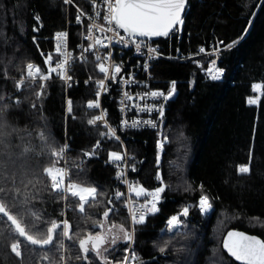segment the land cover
<instances>
[{"label":"trees","instance_id":"trees-1","mask_svg":"<svg viewBox=\"0 0 264 264\" xmlns=\"http://www.w3.org/2000/svg\"><path fill=\"white\" fill-rule=\"evenodd\" d=\"M183 20L180 54L222 41V77L207 80L191 61H159L152 68V86L167 89L175 82L176 87L160 131L121 130L117 94L110 86L103 104L121 144L103 127L87 123L95 84L83 80L100 76L95 59L73 63L71 77L78 81L67 89L72 110L66 115L63 81L15 84V78L26 76L29 63L44 72L43 57L53 48V35L65 28L64 1L0 0V264H121L125 256L124 264H238L222 249L226 231L263 236L264 0H188ZM73 32L71 28L72 38ZM234 41L239 42L227 49ZM253 84L261 85L260 96ZM257 96V103L248 102ZM64 134L73 182L96 188L82 210L79 197L68 198L65 239L63 197L44 171L60 167L53 153ZM164 137L167 141L158 149ZM124 150L141 184L165 188L159 210L136 226L131 243L118 241L101 256L89 243L85 253L79 241L101 234L104 224L120 225L129 233L123 201L116 197L119 171L106 162L109 152ZM91 152L98 158L88 159L85 153ZM244 165L250 167L247 174L238 172ZM200 195L213 205L208 216L197 207ZM184 207L189 215L180 217L183 226L173 233L162 230Z\"/></svg>","mask_w":264,"mask_h":264},{"label":"built area","instance_id":"built-area-1","mask_svg":"<svg viewBox=\"0 0 264 264\" xmlns=\"http://www.w3.org/2000/svg\"><path fill=\"white\" fill-rule=\"evenodd\" d=\"M65 3V0H63ZM111 3L115 4V0H71V3H65L66 7V23L65 28L61 31H57L52 38L53 48L51 51L46 52L44 54L45 57L49 54L53 55V60L50 65H45L44 63V72L42 74L49 75L50 79L48 80H60L65 84L66 96H65V115L67 114L69 104H68V96L67 89L69 88V84L72 82L76 83L78 79L72 78L70 81L61 80L59 78L58 69L56 73H50L49 69L56 67L58 63L61 61H65L67 59V63L64 66L63 72L65 75L71 76V68L75 61L78 60H86L88 58H93L97 62V66L99 63H104L106 69L108 70V74L110 75L113 72L114 65H120L122 67V72L117 74V82L113 83L112 80H105V84L107 85V89L110 86L115 88L117 94V112H118V126L121 130H153L160 131L164 124V110L167 103L175 96L165 101L163 97H159L153 99L150 95H148L152 91H161L165 95L172 89V84L169 85L167 89L156 88L152 86L153 73L152 68L161 60L166 61H191L192 64H195L199 67L200 73L207 80L212 81L208 77L207 68L209 67L211 61L215 59L217 61L216 67L220 68L221 61V52L223 48H221L220 43L218 41H210L208 44L198 45L196 51L192 54L183 56L180 54L177 44L180 42L181 38V28H177L176 31H173L168 37H162L158 39H162V41H158V39L154 38H140V37H128L122 43L120 41V36L127 37V34L118 30L119 35H116L113 31L108 30L109 25L107 21L104 20V16L108 15V5ZM99 13V16L96 14ZM80 16V22H77V16ZM92 28V32H88V28ZM71 28H74L73 38L71 36ZM111 28H115V24L111 25ZM58 32L67 33V37L65 40L61 41L62 48L60 53H56V34ZM107 37V39H105ZM101 39V44L97 45L95 43L96 39ZM89 45H92L89 48ZM104 45H108L107 48ZM127 45V46H125ZM219 46L220 51L216 52L215 49ZM204 47L205 53H199V48ZM154 48L155 52L149 53L148 49ZM173 48H175V52L173 53ZM85 49H88L85 51ZM108 53H112V56L104 60L103 58L108 55ZM199 53V54H197ZM100 56L102 59L100 61L96 60V57ZM145 64L148 65L147 70H145ZM35 65V64H34ZM37 66V65H36ZM38 67V66H37ZM99 69V68H98ZM221 69V68H220ZM34 71V69H33ZM28 72V69H27ZM100 76L95 79H84L85 81L94 82V90L91 100L95 101L96 92L100 89L97 88V81L100 79H104L105 74L100 73ZM120 76L125 77V81H120ZM133 76L135 78L134 82H128L127 77ZM47 80V81H48ZM16 85H21L25 81L35 82L41 81L39 75H37L36 79L27 76L15 78L14 79ZM43 82V81H42ZM101 95L99 98L100 107L95 109H89L93 112L90 119H94L96 116H100L101 119L96 121L92 126L94 127H103L105 134L108 133L110 128H115L109 121L107 116V111L103 104V99L106 91L100 90ZM125 92L133 97V99H127L124 95ZM258 96L262 94L261 89H258ZM258 96L256 98H252L253 100L258 101ZM143 97V99H142ZM156 107L159 108L163 106V116H160L158 111H153L151 114L145 111H141L143 107ZM147 121L152 120L156 122V127L153 128L149 125L141 123L138 127L132 126L134 121ZM127 121L128 125L125 127L122 122ZM119 139H115L116 141L123 144L122 137L117 133H115ZM158 141L165 143L166 141L160 138ZM69 146L67 142V137L64 134L63 143L59 146V148L53 153V157L58 160L60 163V167L58 169H62V175L64 177L63 184L58 190L59 193L63 197V206L61 210L62 214V225H63V238L65 239L66 233V225L64 224L67 221V210L68 208V198L71 196V191L69 190V185H75L73 182L71 175L72 171L69 167ZM124 159L119 162H110L107 160L106 162L115 170L122 172L124 175L120 178L121 189L117 192L120 193V196L116 197L122 199L123 203L121 208L125 211L128 216L130 223V233L131 235L135 231L136 226L140 224L133 223V212L136 213V218H139L140 215V206L145 203L146 200L150 199V196H141L137 198L136 190L139 187H143L146 192H151L154 189H149L143 184L139 182L137 177L135 176V171H132V167L130 158L131 156L124 150V153H120ZM98 158L95 152H91L88 155V159ZM77 169H80L78 166ZM160 174V171H158ZM161 177V176H160ZM126 181V182H125ZM211 211V210H210ZM210 211L207 213L208 216ZM154 213H145L146 217ZM179 214V213H178ZM175 214V215H178ZM171 217V216H170ZM169 217V218H170ZM167 221V220H166ZM166 221L164 223V227L162 230L166 229ZM168 232V231H167ZM174 232V231H173ZM171 233V232H169Z\"/></svg>","mask_w":264,"mask_h":264},{"label":"snow or ice","instance_id":"snow-or-ice-1","mask_svg":"<svg viewBox=\"0 0 264 264\" xmlns=\"http://www.w3.org/2000/svg\"><path fill=\"white\" fill-rule=\"evenodd\" d=\"M186 2L187 0H115V4L112 5L109 3L108 5V15L104 16V20L107 21L109 28L108 30L113 31L116 35H119L118 30H123L125 34H127V37L120 36V41L123 42L128 37H140V38H154V37H168L173 31H176L177 28H181L183 26L184 20H183V13L186 9ZM65 3H71V0H65ZM99 16V13L96 14ZM35 19L37 22H39V16H36ZM77 22H80V16H77ZM115 24V28H111L112 24ZM34 31H38L37 28L33 29ZM88 32H92V28H88ZM67 37V33L65 32H58L56 34V53L59 54L60 50L62 48L61 41L65 40ZM243 37H241L242 39ZM35 41V38H33ZM107 39V37H105ZM239 41H234L233 43H230L226 45L227 49H231L235 46L236 43ZM95 43L97 45L101 44V39H96ZM220 44H223L221 41ZM127 46V45H125ZM92 45H89V48H91ZM105 48L108 47V45H104ZM88 49H85L87 51ZM149 53L155 52L156 49L149 48ZM205 48L200 47L199 53H205ZM216 52L220 51L219 46L215 49ZM197 53V54H199ZM112 56V53H108L106 57H104V60L109 59ZM102 58L100 56L96 57L97 61H100ZM53 60V55L49 54L45 57L44 63L45 65H50ZM67 63V59L65 61H61L56 65V67L50 68V73H56L59 69V78L61 80H68L70 81L72 77L70 75H65L63 72L64 66ZM217 61L213 59L207 68V73L209 79L212 81H217L221 79L223 74V69H220L219 67H216ZM28 72L27 76L32 78L33 80L36 79L37 75H39V78L41 81H47L50 79L49 75H44L41 73V69L37 67L36 65L29 63L27 65ZM99 72L104 73V79H100L97 81V88L100 90L107 91V85L105 84V80H112L113 83L117 82V74H120L122 72V67L120 65H114L113 66V72L109 75L108 70L105 67L104 63L98 64ZM148 65L145 64V70H147ZM34 69V71H33ZM91 79V77H89ZM120 81L124 82L125 77L120 76ZM128 82H134L135 78L133 76L127 77ZM87 84L88 81H85ZM45 85L43 83L40 84V88L43 89ZM69 87H71V84H69ZM261 88L260 84H253L252 89L253 91H256ZM98 90L96 92V99L95 101L89 100L87 103L88 109H95L100 107L99 98L101 95V91ZM175 94V82L172 84V89L165 95L161 91H152L148 95H150L153 99L163 97L165 101H168L171 99ZM37 97L41 95V93L36 94ZM125 97L127 99H133L128 92L124 93ZM143 99V97H142ZM250 104L256 103L255 100L249 98L248 101ZM69 104V112H71V104L72 101H68ZM35 107V105H34ZM2 111V110H0ZM141 111L148 112L151 114L153 111H158L160 113V116H163V106H160L159 108L152 107L149 108L147 106L141 108ZM100 116H96L94 119L88 120L89 125H93L96 123V121L100 120ZM141 123L149 125L153 128L156 127V122L152 120L147 121H134L132 126H139ZM122 124L127 127L128 122L123 121ZM2 127V125H0ZM116 129L110 128L107 135L109 138H115L119 139L115 135ZM102 136L105 135L104 133L101 134ZM164 140L167 141V137H164ZM164 144L161 141L157 142V148L162 149ZM100 147V141L97 142L96 148ZM95 151V148L93 149ZM85 155H90L88 153H85ZM108 159L110 162H119L124 159V157L119 153L115 151H111L108 153ZM251 162V159L249 163ZM157 163L159 164V155L157 156ZM135 167H132V171H135ZM45 172L48 173L49 177L52 180V189L53 190H59L60 187L63 184L64 177L62 175V169H56L53 171L52 169L45 168ZM238 172L241 174H247L250 172V167L247 165L240 166L238 168ZM124 174L122 172L117 173L116 179L119 180ZM157 179L160 180V174L157 173ZM126 182V181H125ZM162 184V181H161ZM201 188H203V185H201ZM69 190L71 191V195L73 197H79V200L81 203V210L83 209V202H86L89 197H94V194L96 193V188L94 187H80L78 185H69ZM136 191L137 198L141 196H150V199L146 200L145 203L141 204L140 206V215L139 218H136L135 211L133 212V223L134 224H142L146 220L145 213H155L159 209L157 207L159 201H160V193L165 191V188L163 186H159L152 190L151 192H146L143 187H139L138 190L134 189ZM120 196V193L117 192V197ZM197 207L201 214H207L210 210H212V203L210 202V199L207 195H200L199 200L197 202ZM189 215V207H184L183 210L178 215H172L170 218L166 221V229L165 231L173 232L176 231L179 227L183 226V222L180 220V217H188ZM105 216H108V213H105ZM65 225L68 226V222H64ZM58 227V226H57ZM122 232H124L123 240L124 241H130L132 240V235L129 234L127 231H124V229H121ZM66 236H68V232L65 233ZM120 239V237H114L112 240V244H115L117 240ZM91 243V247L93 250H96L97 253L99 252V247L102 243H104L103 237L96 235V236H88L85 239H81L79 241V246L81 250L85 253L89 251L87 245ZM223 248L227 251V253L230 255V257L234 258L235 261L241 262V264H264V240L257 239L254 236H247L243 233H235V232H228L227 237L224 238L223 241ZM127 251V250H126ZM161 252H164L165 249L161 248ZM128 259L127 256L124 257V261L121 262V264H124Z\"/></svg>","mask_w":264,"mask_h":264},{"label":"rangeland","instance_id":"rangeland-1","mask_svg":"<svg viewBox=\"0 0 264 264\" xmlns=\"http://www.w3.org/2000/svg\"><path fill=\"white\" fill-rule=\"evenodd\" d=\"M68 208H70L69 204H68ZM204 215H207V214H204ZM101 228H102V231H101V234H99V236L104 235L103 239H104L105 245L103 244L104 245L103 247H99L98 255H100V256H101L103 250L104 251L107 250L108 246L111 245V241L114 237H117V236L120 237V239L117 240V241H119V240H123V235H124V232L121 231L122 227L120 225L114 224V225L107 226L106 224H104L103 226H101ZM62 229H63V225H62ZM66 232H67V225H66ZM171 233H173V232H171ZM111 234H114L113 237H111ZM129 234H131L130 233V227H129ZM131 241L132 240H130L129 243H131Z\"/></svg>","mask_w":264,"mask_h":264},{"label":"water","instance_id":"water-1","mask_svg":"<svg viewBox=\"0 0 264 264\" xmlns=\"http://www.w3.org/2000/svg\"><path fill=\"white\" fill-rule=\"evenodd\" d=\"M187 2H188V0H187ZM187 2H186V8H187ZM185 11H186V9H185ZM185 11H184V13H183V16H184V14H185ZM120 31H122L123 32V30L121 29ZM158 38H162V37H154V39H158ZM228 232H235V233H243V234H245V235H247V236H254V237H256L257 239H260V240H264V232H263V236L261 237V236H258V235H256V234H250V233H247V232H245V231H243V230H236V229H229V230H227L226 231V233L224 234V237H223V239H222V249H223V251L230 257V255L227 253V251L223 248V241H224V238L225 237H227V234H228ZM101 237H102V235H101ZM232 258V257H231ZM234 261H235V259L234 258H232ZM235 262H237L238 264H241V262H238V261H235Z\"/></svg>","mask_w":264,"mask_h":264},{"label":"crops","instance_id":"crops-1","mask_svg":"<svg viewBox=\"0 0 264 264\" xmlns=\"http://www.w3.org/2000/svg\"><path fill=\"white\" fill-rule=\"evenodd\" d=\"M113 235H114V234H111V237H113ZM102 237H104V235H103ZM112 240H113V239H112ZM119 241H121V240H119ZM117 242H118V241H117ZM104 243H105V242H104ZM104 243H102V244L100 245V247H103V246L105 245ZM103 244H104V245H103ZM112 245H114V244H112V241H111V245H109L108 248L111 247ZM108 248H107V249H108ZM103 251H104V250H103Z\"/></svg>","mask_w":264,"mask_h":264},{"label":"bare ground","instance_id":"bare-ground-1","mask_svg":"<svg viewBox=\"0 0 264 264\" xmlns=\"http://www.w3.org/2000/svg\"><path fill=\"white\" fill-rule=\"evenodd\" d=\"M201 45V44H200Z\"/></svg>","mask_w":264,"mask_h":264}]
</instances>
